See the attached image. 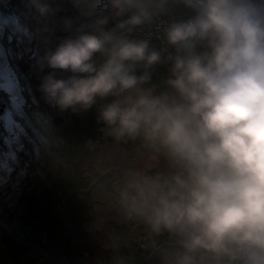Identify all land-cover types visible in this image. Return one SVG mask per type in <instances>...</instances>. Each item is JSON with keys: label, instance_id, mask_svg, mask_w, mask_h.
<instances>
[{"label": "clouds", "instance_id": "obj_1", "mask_svg": "<svg viewBox=\"0 0 264 264\" xmlns=\"http://www.w3.org/2000/svg\"><path fill=\"white\" fill-rule=\"evenodd\" d=\"M83 2L68 34L37 38V90L150 150L116 198L163 238L153 264H264V0Z\"/></svg>", "mask_w": 264, "mask_h": 264}, {"label": "rangeland", "instance_id": "obj_2", "mask_svg": "<svg viewBox=\"0 0 264 264\" xmlns=\"http://www.w3.org/2000/svg\"><path fill=\"white\" fill-rule=\"evenodd\" d=\"M85 12L83 0H0V84L13 72L20 90L15 106L0 90V264H153L163 239L122 218L116 198L125 168L151 169L150 150L104 137L95 109L61 112L37 90V38L63 37Z\"/></svg>", "mask_w": 264, "mask_h": 264}, {"label": "snow or ice", "instance_id": "obj_3", "mask_svg": "<svg viewBox=\"0 0 264 264\" xmlns=\"http://www.w3.org/2000/svg\"><path fill=\"white\" fill-rule=\"evenodd\" d=\"M0 64H2V58H0ZM0 90H3L7 94L10 104L15 106L19 99L20 91L17 75L13 72H7V75L5 77V83L0 84ZM37 150L39 151L38 146Z\"/></svg>", "mask_w": 264, "mask_h": 264}, {"label": "trees", "instance_id": "obj_4", "mask_svg": "<svg viewBox=\"0 0 264 264\" xmlns=\"http://www.w3.org/2000/svg\"><path fill=\"white\" fill-rule=\"evenodd\" d=\"M40 111H42V109L40 110ZM44 223V229L46 230V231H49L50 232V229H54V225H55V222L53 221V222H51V223H49V222H43ZM150 263H153V260L152 261H150Z\"/></svg>", "mask_w": 264, "mask_h": 264}, {"label": "water", "instance_id": "obj_5", "mask_svg": "<svg viewBox=\"0 0 264 264\" xmlns=\"http://www.w3.org/2000/svg\"><path fill=\"white\" fill-rule=\"evenodd\" d=\"M156 80L159 81L160 80V74L158 73L157 76H156ZM149 172V174H151L152 171H154V169H150V170H147Z\"/></svg>", "mask_w": 264, "mask_h": 264}]
</instances>
